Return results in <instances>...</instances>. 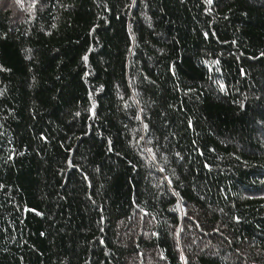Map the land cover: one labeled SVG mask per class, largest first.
Returning a JSON list of instances; mask_svg holds the SVG:
<instances>
[{
    "label": "trees",
    "instance_id": "trees-1",
    "mask_svg": "<svg viewBox=\"0 0 264 264\" xmlns=\"http://www.w3.org/2000/svg\"><path fill=\"white\" fill-rule=\"evenodd\" d=\"M0 264H264V0H0Z\"/></svg>",
    "mask_w": 264,
    "mask_h": 264
},
{
    "label": "snow or ice",
    "instance_id": "snow-or-ice-1",
    "mask_svg": "<svg viewBox=\"0 0 264 264\" xmlns=\"http://www.w3.org/2000/svg\"><path fill=\"white\" fill-rule=\"evenodd\" d=\"M18 2H19V0H18ZM208 2L211 3V0H208ZM84 59L87 60V56H85ZM149 151H151V150L149 149ZM153 159H155V157H153ZM160 170L163 171V169H160Z\"/></svg>",
    "mask_w": 264,
    "mask_h": 264
},
{
    "label": "rangeland",
    "instance_id": "rangeland-1",
    "mask_svg": "<svg viewBox=\"0 0 264 264\" xmlns=\"http://www.w3.org/2000/svg\"><path fill=\"white\" fill-rule=\"evenodd\" d=\"M12 2H13V1H12ZM8 6H9V7H13V5H12V4H8Z\"/></svg>",
    "mask_w": 264,
    "mask_h": 264
}]
</instances>
